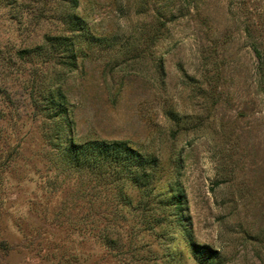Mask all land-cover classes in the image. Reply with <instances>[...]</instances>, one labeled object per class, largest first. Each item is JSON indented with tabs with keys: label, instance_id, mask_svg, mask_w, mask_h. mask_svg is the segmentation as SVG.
I'll return each instance as SVG.
<instances>
[{
	"label": "rangeland",
	"instance_id": "1",
	"mask_svg": "<svg viewBox=\"0 0 264 264\" xmlns=\"http://www.w3.org/2000/svg\"><path fill=\"white\" fill-rule=\"evenodd\" d=\"M200 259L264 264V0H0V264Z\"/></svg>",
	"mask_w": 264,
	"mask_h": 264
},
{
	"label": "trees",
	"instance_id": "2",
	"mask_svg": "<svg viewBox=\"0 0 264 264\" xmlns=\"http://www.w3.org/2000/svg\"><path fill=\"white\" fill-rule=\"evenodd\" d=\"M256 53L260 54V52L258 50ZM72 57L74 58V56H70V58H69L71 61L73 59ZM54 98H56L59 101V107H61V105L64 104L63 102H64L65 98L61 92L60 93L56 92L55 95L50 96V99H54ZM59 111H60V113H66L67 112L65 107H62ZM69 124H71V122H69ZM112 147H113V149H112L111 153H115V154L120 153L121 151H124L126 148V146H124L123 144H122V146L115 144ZM199 261H200V264H209V263L211 264V262H210L211 260L200 259Z\"/></svg>",
	"mask_w": 264,
	"mask_h": 264
}]
</instances>
